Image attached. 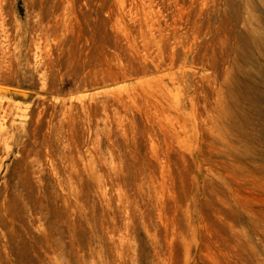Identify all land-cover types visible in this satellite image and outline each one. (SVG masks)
<instances>
[{
	"label": "rangeland",
	"instance_id": "374dc122",
	"mask_svg": "<svg viewBox=\"0 0 264 264\" xmlns=\"http://www.w3.org/2000/svg\"><path fill=\"white\" fill-rule=\"evenodd\" d=\"M0 264H264V0H0Z\"/></svg>",
	"mask_w": 264,
	"mask_h": 264
},
{
	"label": "water",
	"instance_id": "95a60500",
	"mask_svg": "<svg viewBox=\"0 0 264 264\" xmlns=\"http://www.w3.org/2000/svg\"><path fill=\"white\" fill-rule=\"evenodd\" d=\"M3 86H6V85L0 84V87H3Z\"/></svg>",
	"mask_w": 264,
	"mask_h": 264
}]
</instances>
